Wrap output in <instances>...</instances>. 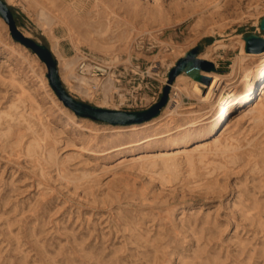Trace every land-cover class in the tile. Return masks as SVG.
I'll return each instance as SVG.
<instances>
[{
  "label": "rangeland",
  "instance_id": "1",
  "mask_svg": "<svg viewBox=\"0 0 264 264\" xmlns=\"http://www.w3.org/2000/svg\"><path fill=\"white\" fill-rule=\"evenodd\" d=\"M4 1L19 31L52 51L75 98L139 111L168 85L167 102L147 119L158 122L159 133L182 128L201 106L191 80L170 81L187 51L198 47L197 56L223 75L216 98L242 86L250 59L241 47L262 48L256 39L246 50L245 36L264 42V0ZM99 24L106 28L98 31ZM81 50L125 75L118 85L111 80L105 102L109 80L94 92L64 67L69 60L75 68ZM168 101L175 110L167 116ZM247 108L231 110L218 134L187 145L190 153L167 165L154 157L168 148L164 138L140 152L119 151L130 134L109 140L128 124L97 122L65 107L45 63L0 17V264H264V118L245 115ZM135 152L145 158L129 161Z\"/></svg>",
  "mask_w": 264,
  "mask_h": 264
},
{
  "label": "bare ground",
  "instance_id": "2",
  "mask_svg": "<svg viewBox=\"0 0 264 264\" xmlns=\"http://www.w3.org/2000/svg\"><path fill=\"white\" fill-rule=\"evenodd\" d=\"M103 28H106L105 25L99 24L98 31ZM55 46H56V41H55ZM261 46L262 48L260 50L252 51V52H247L244 50L243 46L241 47L240 54H242V58L248 56L250 62L248 66L244 68L243 77H242V86L240 90L228 91L225 96L220 95L216 98L213 96L214 90L223 82L224 79L223 75H220L219 73L215 72L214 69L199 70V74L204 79H208V82H206L204 79L203 80L194 79L193 77H191L186 73L185 74L179 73L176 75L177 76L176 81L177 79H180V77H184V79L186 80L188 79L191 80L190 88L194 94L198 95L201 104L197 112V116L190 118L187 117L188 119L186 120L185 125L182 128L181 127L179 128L178 126L176 128H166L165 130H163V133L153 132L160 127L158 126V122L156 120L150 119V120H146L142 124L131 123L124 127L117 128L115 130L116 134L112 138H110L109 142L113 143L117 138L123 137V134L129 133L130 136H128V138L123 142L124 145L122 147H119L118 150L123 151L126 148L135 147L140 152L142 151L141 149L149 147L147 143L151 142L153 139L164 138L168 143V148L158 149L154 154V157L161 159V162L164 165H167L169 160L174 161L178 155L189 154L191 150L186 149L187 145H190L191 143L194 142L197 143L203 141L206 138L218 134L222 128L223 122L227 117V114L233 109L243 110L245 109V107H248L247 108L248 112H246L245 115L250 114L253 117L264 118V43H261ZM58 55H59L58 59L63 58L61 54ZM205 58L206 57L204 56L200 57V59H205ZM238 60L241 59L237 58L232 63L231 67L233 69L234 66L237 64ZM71 65L72 63L69 60H67V62H65L64 64L65 68H68L69 70L73 69V72L71 71L70 73V79L73 81H78V84L83 83L85 79L79 76L75 72V68L74 67L71 68ZM61 79L64 82H66V78L63 74ZM41 85L43 87L46 86L44 85L43 82H41ZM108 85L109 86L106 87L103 92L104 102L105 99L109 98L108 91L112 86L111 80H109ZM77 88L76 89L78 91L82 92L85 95H88L90 93L89 89L86 88L85 86L80 85ZM170 106H171V101H168L167 105L163 110V111H168L167 116L170 115L173 110H175V109H170ZM193 114L194 113L189 111L188 114L186 115L191 116ZM71 123H73L74 125H78L73 120ZM167 123L168 120L164 122L163 126L164 127L168 126ZM204 125H207V127L204 128L198 135L188 136V132L190 130H195L197 128L203 127ZM142 129H149L150 131H152L151 134L153 135V137L150 136L151 134L142 133L141 132ZM31 143L32 142H30V144ZM206 147L208 146L206 145ZM85 152L89 154L93 153L92 148L89 147V145L86 148ZM139 152L132 153V155L130 156V158H128V160L132 161L135 159H140V160L144 159L145 157L142 156V154H139ZM44 159L47 162H51L49 156L47 157L46 155H44Z\"/></svg>",
  "mask_w": 264,
  "mask_h": 264
},
{
  "label": "water",
  "instance_id": "3",
  "mask_svg": "<svg viewBox=\"0 0 264 264\" xmlns=\"http://www.w3.org/2000/svg\"><path fill=\"white\" fill-rule=\"evenodd\" d=\"M0 17L8 25L9 31L13 39L17 40L24 46L34 51L38 57L43 61L47 68V77L49 84L54 91L57 98L62 104L70 109L76 116L89 118L97 122H104L109 124H131L138 123L147 120L160 111V109L167 102L168 85L164 87L161 99L152 105L150 108L139 111H125L118 109L106 108L103 106L91 104L89 102L80 100L72 96L65 88L63 81L60 77L57 60L52 51L47 45L35 41L32 38L25 36L19 31L16 26V22L13 13L4 0H0ZM260 29L264 30V18L259 20ZM259 39L263 42V39L257 34H250L245 36L247 42L246 49L250 50L249 42ZM198 47H194L185 53V56L178 59L171 69L169 74L170 81L179 73L184 72L194 79L203 80L204 78L199 74L200 69L212 70L215 69L213 64L205 59L197 57ZM208 82V79H204Z\"/></svg>",
  "mask_w": 264,
  "mask_h": 264
},
{
  "label": "built area",
  "instance_id": "4",
  "mask_svg": "<svg viewBox=\"0 0 264 264\" xmlns=\"http://www.w3.org/2000/svg\"><path fill=\"white\" fill-rule=\"evenodd\" d=\"M75 72L90 82V87L94 92H100L102 90L101 85L107 80H112L118 85L121 78H125V75L113 65L85 50L77 53ZM126 102L128 99L121 101L122 104Z\"/></svg>",
  "mask_w": 264,
  "mask_h": 264
}]
</instances>
